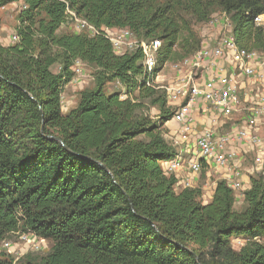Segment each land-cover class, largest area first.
Masks as SVG:
<instances>
[{"label": "trees", "instance_id": "16d2710c", "mask_svg": "<svg viewBox=\"0 0 264 264\" xmlns=\"http://www.w3.org/2000/svg\"><path fill=\"white\" fill-rule=\"evenodd\" d=\"M19 1L17 40L0 43V240L31 231L51 245L19 263L0 254V264H264V174L248 175L236 210L224 180L205 202L201 187H178L164 170L175 151L164 137L173 110L152 82L184 28L175 5L0 0V8ZM183 2L201 22L219 8L239 47L264 52V24L255 23L264 0ZM67 9L97 33H60ZM102 27L159 39L158 66L147 70L139 43L115 53ZM76 60L93 68L94 88L63 113ZM116 81L123 91L105 90ZM144 99L157 105V120L140 112ZM235 238L244 241L238 250Z\"/></svg>", "mask_w": 264, "mask_h": 264}, {"label": "built area", "instance_id": "2783aa9c", "mask_svg": "<svg viewBox=\"0 0 264 264\" xmlns=\"http://www.w3.org/2000/svg\"><path fill=\"white\" fill-rule=\"evenodd\" d=\"M262 20L263 16H258L255 23L259 25ZM65 25L77 33H97L95 27L69 9L62 23ZM101 30L115 53L122 54L139 43L147 70L158 66L159 39L138 41L127 28L102 27ZM11 38L13 42L17 40L15 33ZM79 63L82 62L76 60L74 64ZM175 68L180 74L177 82L168 88V103L174 106L169 121L178 126L175 134L186 139L180 137L185 147L164 163L165 172L177 178L178 187H199L191 179L201 174L203 164L212 163L228 171L222 180L235 197H243L247 181L239 163L247 160L249 152L254 154L252 170H262L264 166V135L259 133L264 125V52L239 47L231 32L201 46ZM248 85H252L251 91L247 90ZM199 119H203L204 126L199 124ZM226 125L229 127L225 130ZM244 147L246 151L241 150ZM181 171L184 175L180 177ZM260 172L264 174V170ZM13 235L25 244L26 250L36 251L44 241L31 231ZM11 244L2 241L1 246L10 250Z\"/></svg>", "mask_w": 264, "mask_h": 264}, {"label": "rangeland", "instance_id": "374dc122", "mask_svg": "<svg viewBox=\"0 0 264 264\" xmlns=\"http://www.w3.org/2000/svg\"><path fill=\"white\" fill-rule=\"evenodd\" d=\"M159 3H171L175 5L176 15L181 21V25L184 27L180 31V40L177 46H175V54L174 56L167 61L163 67L157 72L154 80L152 82L154 88L157 90L158 94L161 95L165 101L166 106L171 110L174 106L168 103V88L177 82L178 73L175 65L180 63L185 57L190 56L195 51H197L201 46L209 45L212 41L218 37L224 36L226 34H230L232 32V20L230 15L225 14L219 8L215 7L211 10L209 14V18L205 22L198 21L186 8L185 2L183 0H158ZM21 6L15 4H9L5 7L0 8V43L2 45H6L8 43L13 42L12 35L14 34V27L17 25V14ZM260 24H264V16L263 20ZM72 31L68 25L62 26L59 29V32ZM147 41V40H146ZM184 46V47H183ZM185 49H190L192 52L188 55L185 54ZM157 63L160 61V54L156 55ZM74 71L73 79L64 87L63 92L61 94V102L60 107L63 113L68 112L71 108L75 107L78 103L80 92L83 90L93 89L94 88V76H93V68L86 65L85 63H79V65L74 64L72 67ZM52 70L56 72L58 67L55 65L52 67ZM119 87V84L116 82H112L106 85L105 90L111 91L116 90ZM143 109L140 112L147 113L149 117L153 120H157L160 114V111L156 104L151 103L150 99L142 100ZM196 112V111H194ZM199 123L201 126H204L203 119H199ZM170 123V129H174ZM229 127V125L225 126V130ZM169 128L164 125V132L168 133ZM164 133L165 139L168 141L170 145H172L175 151H178L179 144H175L174 140L176 139L172 136L168 137ZM254 154L250 153L249 155V163L247 166L248 170L251 171L250 174H263L260 171L264 170V166L262 170L253 169L252 158ZM247 162V161H246ZM247 173V175H250ZM242 197H235L234 208L236 210H240L243 206V202L241 201ZM2 241L11 242V249L2 248ZM39 241V240H38ZM40 242V241H39ZM244 241L240 238H235L232 241V246L234 249L238 250ZM49 241H41L40 249L38 250H26L25 244L18 240L17 235H11L10 237H6L3 240H0V254H5L9 258L13 260V263H19L22 259L31 258L36 259L45 255L50 248Z\"/></svg>", "mask_w": 264, "mask_h": 264}, {"label": "crops", "instance_id": "0c3cea01", "mask_svg": "<svg viewBox=\"0 0 264 264\" xmlns=\"http://www.w3.org/2000/svg\"><path fill=\"white\" fill-rule=\"evenodd\" d=\"M12 4H15V5H18V6H22V2L21 1L15 2V3H12ZM9 44L10 43H8L6 45H9ZM117 83L119 84V87H117L116 90L123 91L124 90L123 87L120 85L119 82H117ZM251 88H252V85H248L247 86V90L248 91H251ZM170 123H172V122L171 121H168V122L165 123V126L167 128H169L168 133L166 132L165 135L168 136V137H170V136H172L174 138L177 137L178 138V142L175 141V140H174V142H175V144H177V143L179 144L178 145L179 146V149H181L182 147H185V141H182V143H181L180 142L181 141V139H180L181 136L179 137V136H177L175 134V132H176L175 129L178 126L175 125L174 123H172L173 124L172 126H174L175 128L174 129H170V126H169ZM259 133H261V134L264 135V125L262 126V129H260ZM181 138H182V140L183 139H186V138H183V137H181ZM246 149H247V147L241 148V150H243V151H246ZM177 154H178V151H174V156H176ZM249 155H250V153L248 152L246 154V156H247V160L246 161L247 162L244 161L242 164L238 162L240 164V166L242 167L244 173H245V175L243 176V179L245 177V181L248 180V175H247L248 168H247L246 165H248V163H249ZM184 156L185 157H188L190 155L189 154H185ZM227 173H228V171L224 167H217V166H215L214 164L211 163V164H206L205 165V168H204V171L203 172L201 171V174L199 176H195L191 180H192V182L195 185H198L199 187H201L203 199H204L205 202H207L212 197V194H213V191H214V187H215L216 181L222 180L227 175ZM181 175H184V172L181 171L180 173H178V176L181 177ZM241 201L243 202V200H241Z\"/></svg>", "mask_w": 264, "mask_h": 264}]
</instances>
